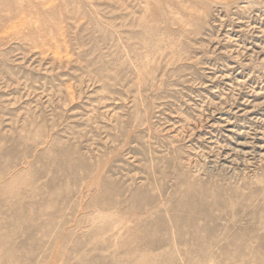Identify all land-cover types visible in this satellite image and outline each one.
<instances>
[{
  "label": "rangeland",
  "instance_id": "obj_1",
  "mask_svg": "<svg viewBox=\"0 0 264 264\" xmlns=\"http://www.w3.org/2000/svg\"><path fill=\"white\" fill-rule=\"evenodd\" d=\"M0 264H264V0H0Z\"/></svg>",
  "mask_w": 264,
  "mask_h": 264
}]
</instances>
